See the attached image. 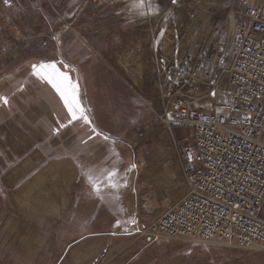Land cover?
Masks as SVG:
<instances>
[{
	"label": "rangeland",
	"instance_id": "obj_1",
	"mask_svg": "<svg viewBox=\"0 0 264 264\" xmlns=\"http://www.w3.org/2000/svg\"><path fill=\"white\" fill-rule=\"evenodd\" d=\"M131 2L12 0L8 7L0 0V94L11 97L10 108L0 106V264H262L256 247L149 234L186 192L189 131L164 122L154 72L161 36L186 10L150 0L157 11L140 16ZM200 2L202 23L224 36L234 0ZM50 60L70 66L59 65L78 79L83 106L108 142L81 145L90 134L82 121L53 132L57 118L66 122V109L31 75L33 63ZM56 162L71 166L51 173ZM114 169L115 188L106 179ZM85 173L98 182V195ZM42 174L44 190L32 188Z\"/></svg>",
	"mask_w": 264,
	"mask_h": 264
},
{
	"label": "built area",
	"instance_id": "obj_2",
	"mask_svg": "<svg viewBox=\"0 0 264 264\" xmlns=\"http://www.w3.org/2000/svg\"><path fill=\"white\" fill-rule=\"evenodd\" d=\"M168 1L185 19L161 36L154 72L164 122L189 131L186 192L148 232L256 247L264 264V0H234L224 36L202 23L200 0Z\"/></svg>",
	"mask_w": 264,
	"mask_h": 264
},
{
	"label": "snow or ice",
	"instance_id": "obj_3",
	"mask_svg": "<svg viewBox=\"0 0 264 264\" xmlns=\"http://www.w3.org/2000/svg\"><path fill=\"white\" fill-rule=\"evenodd\" d=\"M171 3L176 4L177 0H171ZM4 4L5 6L11 7L12 0H4ZM146 7L147 11H145ZM129 10L140 16L154 14L157 11V9L152 8L150 0H132ZM162 34L163 32H161V35ZM54 39L59 40V37H55ZM59 65H63L64 69H70V66L62 60L39 61L31 65V75L49 85L59 96L60 100L63 102L64 108L66 109V122L60 123L59 118H57L58 127H55L53 132L55 134H59L62 129L75 126L76 123L82 121L84 126L90 129V134L87 136V139H82L80 141L81 145H87L89 141L97 139L108 142L111 139L110 135L105 134L95 125L92 117L89 115V110L83 106L80 99L78 79L74 81L70 77V72L62 70ZM19 90L23 91V86H21ZM14 95L15 93H12V96ZM212 95L215 96V91L212 92ZM0 106L10 108L11 97L0 94ZM169 118H171V115ZM188 159H192V157L189 155ZM77 166L80 167L79 164ZM135 167V165H132V168ZM117 171V169L109 171L106 177L109 185L113 188L117 187V184L113 182V178L117 175ZM85 175H87V179L92 185L94 194L98 195V182L94 180L91 174L85 173ZM124 186H127V181H124ZM130 223L135 224L136 221L133 219ZM114 226L120 227V221L117 220ZM137 231H139V229H137Z\"/></svg>",
	"mask_w": 264,
	"mask_h": 264
},
{
	"label": "bare ground",
	"instance_id": "obj_4",
	"mask_svg": "<svg viewBox=\"0 0 264 264\" xmlns=\"http://www.w3.org/2000/svg\"><path fill=\"white\" fill-rule=\"evenodd\" d=\"M233 24H234V16L233 15H230V18H229V22L227 23V25L225 26V29H227V31H231V29L233 28ZM140 63V62H139ZM133 64V63H132ZM126 66V65H125ZM133 70H135V71H138V69L137 68H134ZM30 161L28 160V161H26V162H24L25 164H27V163H29ZM67 163H63V162H56V165H55V168H53L52 170H51V173H53V172H56L57 170H59V169H65L67 166H71V162H70V164H68V165H66ZM69 169V168H68ZM36 181H33V183H31V187L32 188H40V191L41 190H44V189H42V187H41V185L43 184V187H45L44 186V174H42L41 176H39V178H37V179H35ZM28 185V184H27ZM26 185V186H27ZM47 187V186H46ZM46 189V188H45ZM48 189V188H47ZM35 190V189H34ZM23 191V190H22ZM28 192L29 191H27L24 195H29L28 194ZM35 192V191H34ZM38 194V193H37ZM20 196V195H19ZM18 195H16V197L17 198H19L20 199V197H19ZM33 196H35V194L34 195H29L28 197L29 198H34ZM49 197H51L50 196V193H49ZM16 198V199H17ZM24 198V201H25V198L26 197H23ZM43 198V197H42ZM18 199V200H19ZM38 199H40V198H38ZM38 199H37V201H38ZM49 199V198H48ZM29 200H31V199H29ZM42 200V199H41ZM50 200V199H49ZM19 202V201H18ZM32 202H34V201H32ZM20 207H24V203H21V200H20ZM38 203H40V202H38ZM32 204V203H31ZM50 205V204H49ZM42 206V205H41ZM43 206H44V204H43ZM42 206V207H43ZM19 207V208H20ZM21 209V208H20ZM25 209V208H24ZM40 209V208H39ZM26 210V209H25ZM31 210V209H30ZM33 212V211H32ZM31 212V213H32ZM28 214V213H27ZM30 214V213H29ZM29 216V215H28ZM15 221V220H14ZM39 221V220H38ZM33 249V248H32ZM31 249V250H32ZM80 256V255H79ZM83 257H80L79 259H82Z\"/></svg>",
	"mask_w": 264,
	"mask_h": 264
},
{
	"label": "flooded vegetation",
	"instance_id": "obj_5",
	"mask_svg": "<svg viewBox=\"0 0 264 264\" xmlns=\"http://www.w3.org/2000/svg\"><path fill=\"white\" fill-rule=\"evenodd\" d=\"M50 91H51V90H50ZM51 92L53 93V92H55V91L52 89V91H51ZM57 96H58V95H57ZM58 97H59V96H58Z\"/></svg>",
	"mask_w": 264,
	"mask_h": 264
}]
</instances>
